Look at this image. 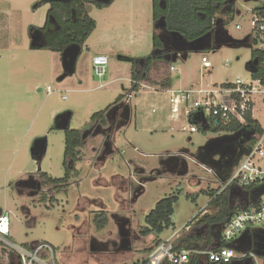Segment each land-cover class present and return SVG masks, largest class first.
<instances>
[{
	"label": "rangeland",
	"instance_id": "obj_1",
	"mask_svg": "<svg viewBox=\"0 0 264 264\" xmlns=\"http://www.w3.org/2000/svg\"><path fill=\"white\" fill-rule=\"evenodd\" d=\"M0 8L15 11L11 36L0 48V209L10 217V243L22 249L26 244L47 243L55 264H142L151 242L140 235V228L160 200L171 195L178 198L171 219L179 230L202 211L213 213L210 191L220 190L221 174L236 168L249 152L247 144H237L232 137L226 138V133L214 132L210 125L190 133L185 110L191 99L179 104L178 113L172 115L167 91L209 86L223 89L222 84L235 83L237 77L248 81L251 73L246 64L254 45L223 44L205 53L180 54L171 65H160L150 73L152 80L159 81L168 72L170 89L155 93L153 89H160L140 83L146 94L141 105V95L130 91V81L132 62L152 53L156 28L151 0L86 4L95 29L81 46L74 74L62 81H58L63 72L61 54L29 46L27 27H42L49 5L43 0H0ZM255 8H264V0H234L233 18L224 15V8L220 10L218 18L228 20L224 27L228 37L242 42L250 35ZM224 28L219 23L212 33L218 43L226 38ZM155 31L159 37L166 35L160 28ZM97 54L108 59L107 75L102 80L105 85L100 88L92 72V58ZM202 55L208 58L210 68L201 65ZM135 70L141 73L140 68ZM47 87L52 93L47 94ZM120 96L131 111L128 125L117 115L111 121L113 114H108L120 105L114 104ZM154 96L157 98L152 99ZM140 106L144 114L154 117L151 126L156 131L135 130ZM253 106V118L264 129V96L256 97ZM100 112L104 114L91 120ZM66 113L71 114L69 129L82 133L83 158L77 163L68 161L74 170L67 186L52 189L37 171L63 178L65 130L56 129L54 123L58 115ZM101 118H105V126H101ZM104 131L107 134L101 133ZM43 137L46 153L38 164L30 148L34 140ZM221 138L227 139L222 148L208 153L205 146ZM261 150L259 162L263 163L264 144ZM169 159L186 168L179 163L170 170ZM247 197L239 192L230 196V201L244 206ZM101 214L107 219L102 227L95 220ZM172 231L170 227L159 235L164 238ZM188 232L201 238L194 251L214 246L217 235L213 226L191 225L179 237ZM263 260L257 257L256 262Z\"/></svg>",
	"mask_w": 264,
	"mask_h": 264
},
{
	"label": "trees",
	"instance_id": "obj_2",
	"mask_svg": "<svg viewBox=\"0 0 264 264\" xmlns=\"http://www.w3.org/2000/svg\"><path fill=\"white\" fill-rule=\"evenodd\" d=\"M152 2V16L153 21L156 23L164 18L165 22V36H170L175 42L172 44H163L156 34V29L153 31L152 35V53L146 57L138 58L136 61L132 62V73H131V87L130 91L137 94L140 91V83L145 81L150 85L157 87L160 90H167L171 88L172 81L168 72L163 74V77L159 81L152 80L150 73L152 70H157L160 65L169 66L172 64V57L176 53V49L181 48L182 39L187 42L195 41L208 33L214 31L217 21H220L221 26L228 24V20H222L218 18V14L223 8L225 9L224 15L233 18L234 13V0H151ZM94 3L92 0H72L68 4L54 3L50 2L49 9L47 12V17L45 20V27L49 26V17L51 21L55 24V30L48 35L46 46L44 49L49 50L53 53H60L69 44L76 43L83 45L87 40L89 34L95 29V21L87 14L86 4ZM99 5V4H97ZM263 8H255L252 11H260ZM43 28V29H44ZM30 30V29H29ZM31 31V30H30ZM231 47L247 46L251 47L249 39L246 38L242 42L231 41L228 43ZM218 44H212L210 49H216ZM208 49V50H210ZM208 50L203 51L204 53ZM202 52V53H203ZM178 54H186V51L178 52ZM264 56V52L252 50L251 57L246 68L249 69L253 60H257L258 64L254 68L255 73H251V77L255 80H260L264 83V66H261V60ZM138 67L141 70L137 72L135 68ZM232 83L222 84V88H230ZM123 97L120 96L115 105L118 103H124ZM127 104V102H125ZM128 105V104H127ZM249 110H247L243 115V122H239L236 119H232L226 124L217 123L210 126L214 132L226 133V137H232L237 144H247V151L251 150L258 140L264 134V129L261 127L260 123L253 118L252 104H248ZM103 112L94 114L91 120L96 121L98 117L102 116ZM191 125H195L202 129H207L209 126L207 124L200 123L193 116L187 118ZM101 126H105V118L100 119ZM99 134V133H98ZM110 136V135H108ZM107 136V137H108ZM110 138V137H108ZM83 136L80 131L70 130L69 128L65 130V149H64V166L66 168L63 178H52L47 173H43L38 169L37 174L43 179V182L50 186L52 189H62L65 188L70 179V173L73 168L67 165L68 161L77 163L83 158V153L80 150L82 145ZM229 172V171H228ZM225 172L221 174L223 179L229 174ZM227 174V175H226ZM264 189V185H253L244 188V193L247 197V206H250L255 202L256 195L259 191ZM218 190L210 191V202L213 213L208 214L202 211L197 217L193 218L188 225L202 224L207 226H213L216 230V235L218 237L221 229V225L227 220V218L238 209L243 208L239 204L232 205L229 197L228 191H223L217 193ZM250 194V195H249ZM178 198L176 196H169L160 200L154 207L152 211L145 217V225L140 228V235L142 237H147L151 234L158 236L164 230L169 229L173 226L172 215H173V204L177 202ZM98 224L101 227L106 223L105 215L101 214L95 217ZM216 237V238H217ZM189 245L185 250H194L195 245L201 242V238L189 235L186 238ZM161 242V241H159ZM158 242V243H159ZM210 242V237L208 235L207 244ZM157 243V244H158ZM216 250V246L211 247ZM262 243H257L253 250L262 253L263 250ZM177 249H181L177 247ZM151 251V250H150ZM149 251V252H150ZM5 252V251H4ZM203 259L193 258L188 264H204ZM206 263V262H205ZM0 264H20V261L15 258L12 253L7 254V262L0 260ZM145 264V261L142 262ZM210 264V263H207Z\"/></svg>",
	"mask_w": 264,
	"mask_h": 264
},
{
	"label": "built area",
	"instance_id": "obj_3",
	"mask_svg": "<svg viewBox=\"0 0 264 264\" xmlns=\"http://www.w3.org/2000/svg\"><path fill=\"white\" fill-rule=\"evenodd\" d=\"M251 13L250 35L247 38L251 45L256 47V51L264 52V8L256 12L251 11ZM235 28L240 29V26L236 25ZM224 35L227 37L225 28ZM201 65L205 68L211 67L205 55L201 57ZM107 66L108 59L105 55L97 54L92 58V72L99 81V88L105 85L102 80L107 75ZM261 66H264V56ZM171 70H173L172 67ZM209 87L197 90L167 91L172 115L178 113L179 104L187 103L191 99V105L185 110L187 118L193 116L200 123L208 126L217 123L226 124L232 119L243 122V115L249 110L248 104L253 105L256 97L264 96V83L253 79L251 74L245 82L237 77L236 82L232 83L230 88L210 89ZM46 91L47 94L52 93L49 87ZM222 94L225 95L222 97ZM62 98L65 99V97ZM152 112H155V109H152ZM197 130L195 125H191L188 129L190 133H195ZM263 144L264 134L236 168L221 181L218 194L228 191L231 196H238L239 192H244V188L264 185V162H259ZM246 204L232 213L221 225L220 233L214 243L216 250L212 248L197 251L177 249L174 237L178 236L179 230L154 245L147 255L145 264H188L193 258L203 259L210 264H264V262H256L257 257L263 259L264 257L257 255L253 250L254 246L248 250L250 246L247 243L248 238L257 237L258 242L262 243L261 249H264V192L250 206ZM190 227L186 224L182 230L188 231ZM9 228L10 217L5 213L0 214V247L12 248L18 255L20 264H55L53 250L47 243H37L31 251L16 247L7 240L10 234ZM241 238L244 240L241 241Z\"/></svg>",
	"mask_w": 264,
	"mask_h": 264
},
{
	"label": "water",
	"instance_id": "obj_4",
	"mask_svg": "<svg viewBox=\"0 0 264 264\" xmlns=\"http://www.w3.org/2000/svg\"><path fill=\"white\" fill-rule=\"evenodd\" d=\"M49 3L50 2H54V3H61V4H68L70 1L72 0H45ZM94 3L96 4H100V5H109L112 0H92ZM49 22L51 21V18H48ZM54 24V22H52ZM220 21H217V24H219ZM156 27L162 29L163 31L165 30V22H164V18H161L157 23H156ZM212 33V32H211ZM211 33L206 34L205 36L192 41V42H187L185 39H182V46L181 48L176 49V53L173 55L172 57V62H174L180 54H178V52H183L186 51L187 52H195V53H202L205 50L210 49L211 47ZM39 37L35 36H30V48L32 49H42L46 46L45 40H43L42 38L39 40ZM159 39L163 42V44H167L170 42V40H173L172 38H170V36H165L163 35L162 37H159ZM231 41H235L233 39H231L230 37H226L224 41L218 43L217 40H215L216 44H218V47L220 45L226 44L228 45L229 42ZM172 42V41H171ZM172 44L174 45V43L172 42ZM229 46V45H228ZM81 51V45L76 44V43H72L69 44L68 46H66L63 51L61 52V65H62V74L61 76L58 78V81H62L63 79H65L68 76H71L74 74L75 72V66H76V61L77 58L80 54ZM258 64V61L255 59L252 61L251 65L249 66L248 71L250 73H255L256 69H254ZM70 119H71V114L70 113H66V114H62V115H58L55 119V123H54V127L56 129L59 130H67L69 128L70 125ZM226 139V138H225ZM224 138L221 139H217L213 142H210L209 144H207L205 146V149L208 153H214L217 150H219L220 148H222V143L223 141H225ZM46 153V138H39L33 141L32 146L30 148V154L31 157L39 164L43 157L45 156ZM264 192V189L262 191H259V193H257L256 198H258L262 193ZM245 237V236H244ZM257 240L258 238L255 237ZM241 241L244 240V238L240 239ZM239 240V241H240ZM258 243V242H257ZM255 243L254 246L257 244ZM249 245V244H248ZM250 247H252V245H249ZM257 255L259 256H263L264 254L260 253L259 251L256 252Z\"/></svg>",
	"mask_w": 264,
	"mask_h": 264
},
{
	"label": "crops",
	"instance_id": "obj_5",
	"mask_svg": "<svg viewBox=\"0 0 264 264\" xmlns=\"http://www.w3.org/2000/svg\"><path fill=\"white\" fill-rule=\"evenodd\" d=\"M45 3H46V1L45 0H43ZM112 2H113V0H112ZM111 2V3H112ZM110 3V4H111ZM109 4V5H110ZM49 5V4H48ZM106 6H108V5H106ZM0 10L1 11H3L6 15H7V17H8V19H7V23H8V25H7V31H8V35L9 36H11V33H12V31H13V23H14V16H15V11H13V10H6L5 11V9H1L0 8ZM182 59H184L183 57H182ZM185 59H186V56H185ZM131 82V81H130ZM191 88V87H190ZM148 89H151V88H148ZM193 88H191V89H182V90H192ZM197 89H199V88H197ZM196 89V90H197ZM154 91H155V93H157V91H162V90H155V89H153ZM137 95H141V97L138 99L140 102H141V105H142V101L144 100V96L146 95L145 93H143V91L142 90H140L138 93H137ZM156 95V94H155ZM155 98H157L156 96H154L152 99H155ZM132 106V105H131ZM132 108V107H131ZM140 108L141 109H139V115H138V118H136V121H135V130H139V131H143V132H153V131H156L155 130V127L154 126H151V121L152 120H154V117L153 116H148L147 114H144L143 112H142V106H140ZM128 109H129V105H128ZM130 110V109H129ZM131 112V111H130ZM252 116H253V114H252ZM128 121V120H127ZM130 121V120H129ZM124 123L123 124H126V125H128L129 124V122L127 123L126 122V119L123 121ZM132 122V121H131ZM120 126V125H119ZM122 127H124V126H122ZM188 131V130H187ZM172 160V159H171ZM174 160V159H173ZM118 180V179H117ZM118 182H120V181H117V183ZM121 183V182H120ZM117 185V187H118V184H115V186ZM231 196V194H229V197ZM3 212H2V210L0 209V214H2ZM172 233L170 234V235H168V236H166V237H164V238H162V237H160V235H158V236H156V235H153V234H151V235H149V236H147V238H148V240L151 242L150 243V245L148 246V247H146L145 248V252H146V257H145V259H144V261L146 260V258H147V255H148V253H149V251L151 250V248L154 246V245H156L159 241H162V240H164V239H166V238H168L169 236H171L174 232H176V231H179V229H175V225L173 224V226H172ZM191 231V230H190ZM184 232V230H180L179 232H178V236L177 237H174V239H175V241H174V244H175V247L177 248V247H179V248H181V249H185L186 247H187V245H189L188 243H187V241H186V238L190 235V232H188V233H186V237H179L180 235H182L181 233H183ZM9 238H10V234H9ZM12 239V238H11ZM39 243V242H38ZM35 244H37V242H35V243H33V244H26L27 246H25L24 247V249H26V250H28V249H30L31 248V250H32V247L35 245ZM5 251V252H4ZM30 251V250H29ZM8 253H12V254H14L15 255V258L17 257V259L19 260V257H18V255L15 253V251L12 249V248H6V247H0V260H2L3 262H7V254ZM237 264V263H236Z\"/></svg>",
	"mask_w": 264,
	"mask_h": 264
},
{
	"label": "flooded vegetation",
	"instance_id": "obj_6",
	"mask_svg": "<svg viewBox=\"0 0 264 264\" xmlns=\"http://www.w3.org/2000/svg\"><path fill=\"white\" fill-rule=\"evenodd\" d=\"M46 3L48 4V2L46 1ZM49 3H50V1H49ZM7 19H8V17H7V15L3 12V11H0V48H1V43L5 40V39H7V36H8V31H7ZM48 20V19H47ZM5 23L4 25L3 24H1V23ZM49 23V26L48 27H46V28H44L45 27V23H44V25L42 26V27H34V26H28L27 27V31H28V38H29V43H30V36L32 35V36H35L36 35V37H39L40 39L42 38L43 40H45V43L47 42V36L49 35V34H51L54 30H55V24H53L52 22H48ZM44 28V29H43ZM31 31H30V30ZM213 33V32H212ZM211 33V40H218V38L216 37V36H213V34ZM47 35V36H46ZM39 39V40H40ZM174 43V45H175V42H174V40H170V42L168 43V44H172V42ZM173 45V44H172ZM173 45V46H174ZM176 46V45H175ZM109 115H111V114H113L112 116H111V121H113L114 122V119H115V115H117V117H118V119H120L121 121H124L125 119L127 120V119H129V117H130V110L128 109V106H127V104L124 102V103H121L117 108H115V109H112L109 113H108ZM101 133H103L104 135L105 134H107V131H104V132H101ZM108 138V137H107ZM227 138V137H226ZM225 140H227V139H225ZM170 163H173V166H169L168 164H170ZM179 163L181 164V166H182V168L183 167H185V165L183 164V163H181V162H179V161H177V160H171V159H169L168 161H167V167L170 169V170H175L176 169V167L179 165ZM186 168V167H185ZM34 184V183H33ZM32 183H31V185L30 186H32L33 185ZM258 242V240L255 238V237H251V238H248L247 239V243L250 245H252V246H254V244L255 243H257Z\"/></svg>",
	"mask_w": 264,
	"mask_h": 264
}]
</instances>
